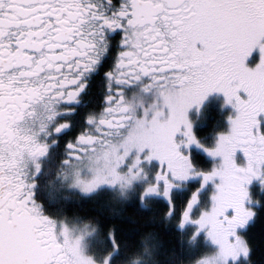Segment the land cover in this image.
<instances>
[{"label":"snow or ice","instance_id":"obj_1","mask_svg":"<svg viewBox=\"0 0 264 264\" xmlns=\"http://www.w3.org/2000/svg\"><path fill=\"white\" fill-rule=\"evenodd\" d=\"M57 153L86 199L118 194L78 235L38 186ZM261 215L264 0H0V264H171L160 228L175 264H253ZM98 231L102 258L85 250Z\"/></svg>","mask_w":264,"mask_h":264},{"label":"trees","instance_id":"obj_2","mask_svg":"<svg viewBox=\"0 0 264 264\" xmlns=\"http://www.w3.org/2000/svg\"><path fill=\"white\" fill-rule=\"evenodd\" d=\"M209 106L205 113L207 120L197 122V130L205 135V139L210 141V133L212 131L213 123L219 121L223 123V116L228 111H219L221 102L211 99L206 102ZM117 193L103 189L97 191L95 195H91L89 198L74 194L68 208V219L77 221L79 224H83L85 221L95 222L96 220L104 221L105 218L111 215L109 208L116 200ZM60 208L61 205L59 206ZM139 228V222L135 219L127 221L126 226L123 227L124 235L133 236L137 233ZM248 238L252 245V258L253 264H264V215L258 217L255 222L250 226L248 230ZM159 239L161 241V255L162 259L167 262L170 254L173 261L171 264H175V260L180 249V243L178 242L177 235L169 228H160ZM106 251V241L104 238V232L98 231L95 236L89 240L87 252L89 254H95L97 258H102ZM137 256L135 251L128 250L125 252L122 258V264H136ZM149 264L151 262L149 261Z\"/></svg>","mask_w":264,"mask_h":264},{"label":"flooded vegetation","instance_id":"obj_3","mask_svg":"<svg viewBox=\"0 0 264 264\" xmlns=\"http://www.w3.org/2000/svg\"><path fill=\"white\" fill-rule=\"evenodd\" d=\"M42 165L41 174L38 178V186L42 198L44 199L45 206L53 208L54 210L62 209L59 207L60 205L63 209L68 208L70 204L69 199L71 198L72 193L68 189L67 183L60 184L57 182L61 180L57 175L59 171L58 153L57 156L51 155L44 158L42 160ZM47 174L49 175L47 176ZM50 188H53L57 193H60V200L57 196H54V193H50ZM49 199L53 201V206L48 204Z\"/></svg>","mask_w":264,"mask_h":264},{"label":"rangeland","instance_id":"obj_4","mask_svg":"<svg viewBox=\"0 0 264 264\" xmlns=\"http://www.w3.org/2000/svg\"><path fill=\"white\" fill-rule=\"evenodd\" d=\"M211 98H213V99H217V100H219L221 103H223V97H222V95H220V94H215V95H213V96H210L209 97V100L211 99ZM53 185V184H52ZM107 190V189H106ZM50 193L51 194H53L54 193V196H57L58 197V199L60 200V198H61V195H60V193H57L53 188H50ZM96 194V192L95 193H93L92 195H95ZM77 225H80V224H77ZM80 228H82V226H76V227H72V228H70L69 230L70 231H72L74 234H79V230H80ZM92 238V237H91ZM91 238H89L88 240H86L85 241V245H86V243H87V241H89ZM86 251H87V246H86V249H85Z\"/></svg>","mask_w":264,"mask_h":264}]
</instances>
